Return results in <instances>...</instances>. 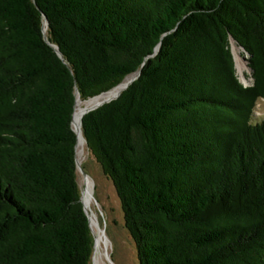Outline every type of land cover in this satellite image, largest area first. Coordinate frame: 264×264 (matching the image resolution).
<instances>
[{
    "label": "trees",
    "instance_id": "16d2710c",
    "mask_svg": "<svg viewBox=\"0 0 264 264\" xmlns=\"http://www.w3.org/2000/svg\"><path fill=\"white\" fill-rule=\"evenodd\" d=\"M138 72L81 127L138 264H264V0H0V264H92L76 93Z\"/></svg>",
    "mask_w": 264,
    "mask_h": 264
},
{
    "label": "rangeland",
    "instance_id": "374dc122",
    "mask_svg": "<svg viewBox=\"0 0 264 264\" xmlns=\"http://www.w3.org/2000/svg\"><path fill=\"white\" fill-rule=\"evenodd\" d=\"M231 49L235 58L239 80L246 85H251L253 78L249 68L248 54L233 41ZM83 103L85 104L86 102ZM263 119L264 100H259L255 108L253 123H258ZM84 154L85 157L81 166L88 178L93 181L92 195L94 201H92V205L94 211L98 214V218H100V227L105 231L104 242L106 249L103 247L96 259V240L94 237L92 264H138L136 246L125 228L124 215L116 190L112 182L103 174L100 165L91 155L87 146H85ZM84 180L87 179L78 171L81 197L83 196ZM91 231L93 236H96L93 228Z\"/></svg>",
    "mask_w": 264,
    "mask_h": 264
},
{
    "label": "bare ground",
    "instance_id": "6f19581e",
    "mask_svg": "<svg viewBox=\"0 0 264 264\" xmlns=\"http://www.w3.org/2000/svg\"><path fill=\"white\" fill-rule=\"evenodd\" d=\"M135 76V75H134ZM134 76H129L126 78V80L120 84L118 87L113 89L112 91L102 94L96 98H93L89 101H87L85 104L81 101L78 100L77 106L75 109V114H74V120H75V126L79 127L80 126V120L82 118L83 112L87 108H93L97 105H100L101 103H104L105 101H108L110 99H113L116 97L119 93H121L126 86L131 82V80L134 78ZM81 130V129H80ZM86 142L82 134V130L79 136V141H78V146H77V158L80 162L82 163V160L84 159V150H85ZM83 199L84 203L86 205V208L90 214L91 218V226L95 232L96 235V247H95V259L101 252V250L106 249L105 242H104V233L103 229H101L100 224H99V219L97 212L94 211L92 201L93 200V181L90 178H87V180H84V185H83Z\"/></svg>",
    "mask_w": 264,
    "mask_h": 264
},
{
    "label": "water",
    "instance_id": "95a60500",
    "mask_svg": "<svg viewBox=\"0 0 264 264\" xmlns=\"http://www.w3.org/2000/svg\"><path fill=\"white\" fill-rule=\"evenodd\" d=\"M46 24H47V22H46ZM234 42V41H233ZM231 45H232V43H231ZM231 51H232V49H231ZM232 54H233V52H232ZM234 56V55H233ZM234 60H235V58H234ZM235 66H236V62H235ZM135 75V77L131 80V82L126 86V88L124 89V90H126L139 76H140V72H138V73H136V74H134ZM133 75V76H134ZM130 76H132V75H130ZM129 77V76H128ZM127 77V78H128ZM126 80V79H125ZM244 86H250V85H246V84H244V83H242ZM118 87V86H117ZM115 89V88H114ZM123 90V91H124ZM122 91V92H123ZM121 92V93H122ZM121 93H119L116 97H114L113 99H110V100H108V101H105L104 103H101L100 105H97V106H95V107H93V108H87V109H85L84 110V112H83V115H82V118H81V120H80V126L79 127H76L75 126V120H74V117H73V127H74V131L76 132V134H77V139H78V141H79V136H80V133H81V130H82V119H83V117L87 114V113H89V112H91V111H93V110H95V109H97V108H99V107H101L102 105H104V104H106V103H110L111 101H113V100H115V99H117V98H119L120 97V95H121ZM76 95H77V100H76V105L75 106H77V102H78V100H81L80 99V97H79V95H78V92L76 93ZM76 109V108H75ZM75 114V113H74ZM81 129V130H80ZM86 142V141H85ZM77 146H78V143H77ZM77 146H76V165H77V169H78V171H80L81 173H82V175H83V177L85 178V179H87L88 178V176H87V174H86V172L83 170V168H82V166H81V164H80V162H79V160H78V158H77ZM81 200H82V203H83V205H84V209H85V212H86V214H87V216H88V218H89V223H90V228H91V230H92V227H91V218H90V214H89V212H88V210H87V208H86V205H85V203H84V199H83V196L81 197ZM103 233H105V231L103 230ZM95 237V240H96V236H94Z\"/></svg>",
    "mask_w": 264,
    "mask_h": 264
}]
</instances>
